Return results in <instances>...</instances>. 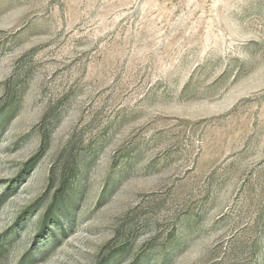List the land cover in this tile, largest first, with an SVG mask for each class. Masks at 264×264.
<instances>
[{
  "label": "rangeland",
  "instance_id": "rangeland-1",
  "mask_svg": "<svg viewBox=\"0 0 264 264\" xmlns=\"http://www.w3.org/2000/svg\"><path fill=\"white\" fill-rule=\"evenodd\" d=\"M0 264H264V0H0Z\"/></svg>",
  "mask_w": 264,
  "mask_h": 264
}]
</instances>
